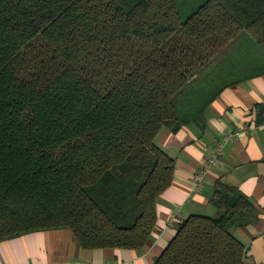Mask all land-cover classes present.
I'll return each instance as SVG.
<instances>
[{"label": "trees", "instance_id": "16d2710c", "mask_svg": "<svg viewBox=\"0 0 264 264\" xmlns=\"http://www.w3.org/2000/svg\"><path fill=\"white\" fill-rule=\"evenodd\" d=\"M261 52L264 0H0V243L67 229L142 252L176 174L159 135L205 129L227 88L264 76ZM211 204L155 264H244L235 230L259 209L223 179Z\"/></svg>", "mask_w": 264, "mask_h": 264}, {"label": "crops", "instance_id": "0c3cea01", "mask_svg": "<svg viewBox=\"0 0 264 264\" xmlns=\"http://www.w3.org/2000/svg\"><path fill=\"white\" fill-rule=\"evenodd\" d=\"M264 76L227 88L206 113V128L191 125L178 133L164 129L158 143L177 159L172 186L158 202V226L142 251L83 250L67 229L37 232L0 243V264H155L192 215H213L219 179L238 186L259 209V219L235 235L247 248L244 264H264ZM223 164L211 166L215 149L229 133Z\"/></svg>", "mask_w": 264, "mask_h": 264}, {"label": "built area", "instance_id": "2783aa9c", "mask_svg": "<svg viewBox=\"0 0 264 264\" xmlns=\"http://www.w3.org/2000/svg\"><path fill=\"white\" fill-rule=\"evenodd\" d=\"M238 136V133H229L222 142L218 145V147L215 149L214 154L212 156V159L210 161L211 166L219 167L223 164V156H224V147L227 143L232 142L236 137Z\"/></svg>", "mask_w": 264, "mask_h": 264}, {"label": "rangeland", "instance_id": "374dc122", "mask_svg": "<svg viewBox=\"0 0 264 264\" xmlns=\"http://www.w3.org/2000/svg\"><path fill=\"white\" fill-rule=\"evenodd\" d=\"M262 53V52H261ZM263 54V53H262ZM264 55V54H263ZM215 215V214H214Z\"/></svg>", "mask_w": 264, "mask_h": 264}]
</instances>
